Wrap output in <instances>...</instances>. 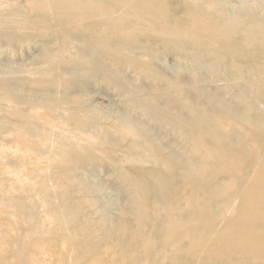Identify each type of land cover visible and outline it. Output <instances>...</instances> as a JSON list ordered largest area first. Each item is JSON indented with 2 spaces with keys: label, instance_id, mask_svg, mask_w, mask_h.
I'll list each match as a JSON object with an SVG mask.
<instances>
[{
  "label": "rangeland",
  "instance_id": "1",
  "mask_svg": "<svg viewBox=\"0 0 264 264\" xmlns=\"http://www.w3.org/2000/svg\"><path fill=\"white\" fill-rule=\"evenodd\" d=\"M79 1L0 0V264L257 262L215 240L260 209L264 29L186 8L264 0Z\"/></svg>",
  "mask_w": 264,
  "mask_h": 264
},
{
  "label": "bare ground",
  "instance_id": "2",
  "mask_svg": "<svg viewBox=\"0 0 264 264\" xmlns=\"http://www.w3.org/2000/svg\"><path fill=\"white\" fill-rule=\"evenodd\" d=\"M51 1L56 5L61 4V0ZM218 1L221 3L222 0ZM79 4L88 8L87 0H80ZM248 6L238 4L234 7H229L225 13H222L221 10L208 16L202 15L200 8L195 10L186 8V11L211 36L219 34L226 40H230L234 34L239 33L241 35V43L247 45L254 40L253 37L256 33L264 29V22H259L255 17L257 8H248ZM154 12L160 13L159 11ZM262 158L263 160L254 175L247 177L246 173H242L241 176L246 179L247 183L246 190L241 193L243 199L241 206L245 209L248 204L255 202L260 209L253 211L248 217H244L243 213H241L233 221L230 220L225 226L223 233L219 234L215 240V244L220 249L225 246L236 249L237 257H241V260L246 259L251 254H255L258 260L254 264H264V228L261 227V220L264 218V152H262ZM231 171L234 175L238 173V169L235 167H232ZM199 241L201 240L199 239ZM219 257L220 252L210 253L207 255L205 263L215 264Z\"/></svg>",
  "mask_w": 264,
  "mask_h": 264
}]
</instances>
